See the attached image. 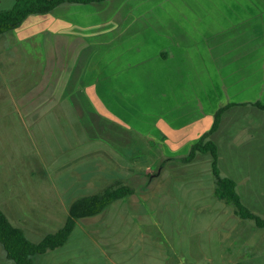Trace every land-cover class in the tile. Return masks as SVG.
<instances>
[{
    "label": "crops",
    "instance_id": "0c3cea01",
    "mask_svg": "<svg viewBox=\"0 0 264 264\" xmlns=\"http://www.w3.org/2000/svg\"><path fill=\"white\" fill-rule=\"evenodd\" d=\"M193 1L196 7L187 9H95L93 24L68 18L73 9L60 6L45 15L50 16L49 23H24L9 32L13 39L0 41L2 83L10 64H18L16 73H10L14 75L10 86L20 96L15 111L21 123L34 130L41 144L47 135L56 140L44 149L50 183L34 185L29 200L23 204L17 196L12 206L26 208L25 217L31 220L26 223L40 225V231L18 226L32 242L57 232L47 229L64 224L77 200L116 185L133 188L131 177L137 175L123 171L119 146L123 135L118 130L122 124L115 116L125 105L129 111L134 108L136 95H146L149 105L154 101L163 109L168 105L165 114L160 111L168 126L177 123L179 128L190 120L189 114L201 123L207 117L215 121L218 110L229 105L224 115L234 108L264 104V0ZM56 12L64 13L52 15ZM134 15L148 19H133ZM6 43L16 57L8 54ZM194 126L195 120L190 124ZM208 132L200 130L197 138L188 140L190 150ZM149 192L142 199L132 194L96 216L78 220L67 243L35 264H85L79 259L90 252L91 259L105 264H170L169 240L155 236L156 230L163 232V220L152 219L143 210ZM161 200L158 205L168 212L172 203L164 195ZM0 209L9 220L3 206ZM221 217H190L194 229L188 235L182 231L187 238L181 240L206 234L208 223L215 224L211 226L215 235L227 237L234 229ZM180 220L186 223V218ZM200 241L197 247L202 249ZM222 248L221 244L219 257L226 255ZM173 261L187 264L180 257Z\"/></svg>",
    "mask_w": 264,
    "mask_h": 264
},
{
    "label": "rangeland",
    "instance_id": "374dc122",
    "mask_svg": "<svg viewBox=\"0 0 264 264\" xmlns=\"http://www.w3.org/2000/svg\"><path fill=\"white\" fill-rule=\"evenodd\" d=\"M16 2L17 0H0V11L12 9ZM61 7L73 9V13H70L68 18L79 23L93 24L97 23V15L93 13L95 9L108 11L163 7L187 9L195 8L196 5L193 0H107L100 4H64ZM61 13L64 12H56L52 15L57 17ZM49 17L34 15L24 23L25 25L35 24L38 21L49 23ZM60 17L64 18V15ZM132 18H139V20L145 18V21L148 19V17H135V15ZM143 24L145 23H136V25ZM12 35L13 33H7L0 38V41L9 42ZM6 45L8 54L16 57L11 44L6 43ZM3 68L6 66L3 65ZM17 68L18 64L15 61V64H10L9 72L16 73ZM10 73L4 83L0 80V106H7L6 110L0 109V206H3L13 226L40 231L38 230L40 225L26 223L31 221L30 218L25 217L26 208L16 209L12 206L17 196L23 204L29 200L30 188L33 190L34 185L50 183L45 177L50 163L44 160L46 156L44 149L47 150L50 143L56 140L54 136L47 135L44 138V144H41L34 130L23 126L15 111L19 105L20 96L16 88L10 86V82L14 80H12L14 75L11 76ZM145 100L146 95H136L135 104L131 106L134 108H130L129 111L126 105L121 107L122 110L116 113L118 117L115 116V119L120 120L122 124L121 129L118 130L123 135L122 143L119 145L123 171H130L137 175L131 177L130 183V186L136 189L134 198H140L146 191H150V200L143 210L145 214L150 215L149 217L152 216V219L154 217L155 220H163V232L156 230L155 236L169 240V247L166 248L169 255L168 262L173 264V260L180 257L187 261V264H264V228H258L252 220L241 219L237 216L234 206L215 198L216 180L212 173L211 156L199 154L189 164L181 159L168 157V154L182 155V158L188 156L190 145L186 142L197 138L196 134L200 130L210 131L214 120L207 117L198 123L199 120H196L194 114H189L190 120H186V124L181 128L177 126V123L175 126L172 124L168 126L163 117L168 105L165 104L166 109H163V107L160 108L159 102L154 101L149 105ZM194 120L196 126L190 127ZM222 122L223 126L219 133L209 138L218 146L221 176L233 179L237 183V192L243 205L264 218V111L252 105L234 108L224 115ZM164 134L168 137L165 141ZM126 135H129L128 138L131 139L125 138ZM19 188L21 192L15 193V190ZM32 194L40 198L39 193ZM163 195L166 201L172 203L168 212L158 205ZM211 198L216 199L215 202L213 199L210 201ZM194 216L209 218L222 216L221 219L226 217L229 220L228 226H232L234 232L221 239L220 236L215 235L216 232L212 231L211 226L214 227L215 224L208 223L206 228L210 226V230L206 234L181 240V238H187L185 233L180 234L182 231L186 230V235L192 233L195 224L191 223L190 217ZM184 218L186 223L182 224L180 219ZM177 219L179 220L173 221ZM19 220L22 224L18 223ZM64 224L49 226L47 230H59ZM74 238L75 236H72V240ZM200 240L203 241L202 249L197 247ZM221 244L223 245L221 251L226 253L223 257L218 256ZM90 254L89 257L83 256L79 262L105 264L91 259L93 257L91 252ZM0 264H15L6 258L1 245Z\"/></svg>",
    "mask_w": 264,
    "mask_h": 264
},
{
    "label": "trees",
    "instance_id": "16d2710c",
    "mask_svg": "<svg viewBox=\"0 0 264 264\" xmlns=\"http://www.w3.org/2000/svg\"><path fill=\"white\" fill-rule=\"evenodd\" d=\"M107 0H17L14 7L0 11V36L18 29L30 16L47 15L64 4L91 5ZM230 106L218 110L211 130L195 143L184 163H191L197 154H209L212 159V173L216 180L215 198L232 205L238 217L252 220L258 228H264V218L245 207L237 192V183L228 177H222L219 169V150L217 144L209 138L221 125L224 113ZM253 106L264 111V104L257 102ZM134 194V189L116 185L103 193L77 200L69 208V216L64 226L55 233L48 234L38 243L32 242L22 229L13 226L0 209V245L6 258L15 264H35V259L63 247L69 240L78 220L93 217L103 212L113 202Z\"/></svg>",
    "mask_w": 264,
    "mask_h": 264
}]
</instances>
